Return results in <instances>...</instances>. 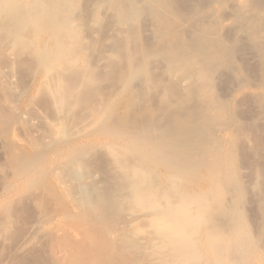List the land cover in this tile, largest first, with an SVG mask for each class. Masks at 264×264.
Instances as JSON below:
<instances>
[{"label": "bare ground", "instance_id": "1", "mask_svg": "<svg viewBox=\"0 0 264 264\" xmlns=\"http://www.w3.org/2000/svg\"><path fill=\"white\" fill-rule=\"evenodd\" d=\"M4 47L9 73L28 57L53 110L40 114L32 96L22 132L43 117L41 137L59 143L85 131L67 123L74 114L110 138L62 156L82 208L103 221L108 207L135 214L123 238L145 239L150 264H264V0H0ZM157 60L166 79L153 76Z\"/></svg>", "mask_w": 264, "mask_h": 264}, {"label": "rangeland", "instance_id": "2", "mask_svg": "<svg viewBox=\"0 0 264 264\" xmlns=\"http://www.w3.org/2000/svg\"><path fill=\"white\" fill-rule=\"evenodd\" d=\"M144 26V37H148L149 31L146 27L147 24ZM9 51V48L7 47H4V49L0 51V70L2 71H0V78H2L0 79V86H2L0 87V108L2 109V111L0 110V114H2V117L0 115V125L2 124L0 126V264H136L135 262H137V264L139 262L141 264H147V262H149L148 259V261L146 260L148 257V251L147 249L143 250L145 249L144 247H142L143 249L141 248V246H146V240L143 238L137 239V246H133L134 244H131V241L127 242L123 238V234L125 233L124 231H126L128 223L135 217V214L130 212L128 213L126 210L121 212H117V210H115V213L114 210L109 209L108 207L105 211L106 217H102L104 218V221L102 218V220H100L97 217L98 214L96 212L95 214L92 209L89 210V206V208H82V206L79 205L80 203H77L78 201H75V199L71 197L68 192H66L68 191L66 185H64L66 184L64 183L66 178L63 179L64 175L60 173L61 166L65 164L63 162H66L67 160L66 158L64 161L62 156L63 158L64 156L67 157L69 154L68 151L71 152L70 149L74 148L69 147L72 145L76 146V144L78 146H81L82 144L86 147H88L90 144L92 145V143L95 145H100L99 143L102 144V142L107 139L109 140L110 138L107 136L102 137V135L101 137L100 135L94 136L95 134L97 135V133L94 132V134L92 133V129L85 127V120L87 119H84V123H82L83 120L80 121L78 118H76V116H74V114H72L73 118H71L72 115L70 116L71 119L68 118L67 123H69L70 127L74 125L75 127L72 126L71 128H74L75 130L80 128L85 131L81 132L79 135H72L74 137L62 138L60 141L61 143H53L50 145L47 142L49 145L46 144V141H44L45 139L41 137L42 134L45 137L44 134L47 133L44 123H41L43 120V117L41 116V118H36L34 117L35 115H32L34 118H36H33V123H35V125L31 122V125H29L30 127L28 125L26 126L27 129L26 127H23L24 131L22 132L21 129L23 124H20V121L22 122L20 117L23 115L24 111H26V107L29 106V100H31L32 96L36 102L35 106L37 107L35 108L37 109L39 107L38 109L40 110L37 111H40V114L42 112H46L45 115L50 119L52 118L51 114H53V110L50 105H47L48 102L50 103V101H48L49 99L47 98L46 100L45 98L47 96L42 95L41 98L40 94L42 93L36 92L39 76L36 71H33L34 68H30V66H32L31 63L29 64L30 66L27 65L29 62L27 56L25 57L24 55L19 57V59L23 58L21 59V62L22 60L24 62L20 64V67L19 65L16 66L17 68H14V72L10 71L9 73V69L6 70V64H8L6 61H8L9 56H11L10 53H8ZM160 60L153 62L154 64L152 63L154 67L151 66V69L155 72H152V74L154 73L153 76H157V78L159 76L163 77L164 75L166 79L167 73L164 67L165 64ZM7 75H10L11 78L9 79V76ZM5 86L7 89L3 90ZM20 88L23 89L21 90ZM256 88L257 87H253L249 90L254 92L260 90L259 88ZM242 91H244L243 88H234L230 92L223 94L224 101L232 104L233 101L236 100L238 96H240ZM19 92L23 93L19 94ZM17 93L19 94V97H17ZM226 94H229V96ZM7 99L9 103L13 102L10 104V106H8L9 103L7 102ZM13 104H15L14 107H12ZM7 108L8 110H6ZM15 108L16 110L18 109L16 112ZM10 109L14 111H11ZM9 113H12L14 117H17L15 115L18 113L20 115L19 116L17 114L19 116V120L17 121V119H14V117H12V115ZM3 114H5L7 117ZM8 114L10 115L11 119ZM5 118L7 121H5ZM15 120L19 123L17 124ZM35 120H37V123ZM69 120L73 121L70 122ZM3 121L7 124H4ZM74 121H76V124H74ZM224 132L225 131L221 130L216 131L215 137L225 141L221 142L224 147L228 145L230 146V140H228L229 134ZM71 133L74 134V131H71ZM29 135L31 137L33 136L32 138L35 141ZM46 135L49 136L48 133ZM15 139L17 141H15ZM36 140L40 142L43 141L44 144H35ZM30 142L34 143L35 146L34 144L33 146H30ZM32 147H34L33 150ZM36 147H42V152L41 150H37ZM97 148L96 155L99 156V158L96 155L95 158H98L97 160H100L99 162H101L103 159V161L106 162L105 160L107 159L103 148L101 146H98ZM29 150L31 151L29 152ZM35 150H37V152ZM20 152L22 153L20 154ZM29 154L34 158L31 159ZM39 155L41 156L40 159ZM22 159H28L27 161H24L25 163L23 162L25 165H23L24 167L22 166ZM103 161L100 164L104 163ZM30 164L33 165L29 166ZM52 170L54 171L52 172ZM96 175H93L96 176L95 181L100 179L101 174ZM61 184H63L64 189L62 188ZM2 222L3 224H7L2 225ZM112 236H115L114 239L111 238ZM119 238L122 239L119 240ZM122 240L126 241L127 243ZM130 244L133 246V248H135V250L132 248V246H130ZM136 247H138L137 250Z\"/></svg>", "mask_w": 264, "mask_h": 264}]
</instances>
